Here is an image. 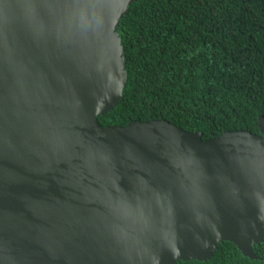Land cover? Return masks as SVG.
<instances>
[{
  "label": "water",
  "instance_id": "obj_1",
  "mask_svg": "<svg viewBox=\"0 0 264 264\" xmlns=\"http://www.w3.org/2000/svg\"><path fill=\"white\" fill-rule=\"evenodd\" d=\"M139 0H0V264H178L264 242L260 135L104 127Z\"/></svg>",
  "mask_w": 264,
  "mask_h": 264
},
{
  "label": "trees",
  "instance_id": "obj_2",
  "mask_svg": "<svg viewBox=\"0 0 264 264\" xmlns=\"http://www.w3.org/2000/svg\"><path fill=\"white\" fill-rule=\"evenodd\" d=\"M128 86L104 127L166 120L205 141L228 132L260 135L264 116V0H139L117 29ZM224 242L208 261L264 264Z\"/></svg>",
  "mask_w": 264,
  "mask_h": 264
}]
</instances>
